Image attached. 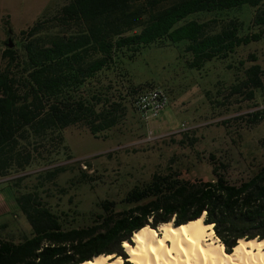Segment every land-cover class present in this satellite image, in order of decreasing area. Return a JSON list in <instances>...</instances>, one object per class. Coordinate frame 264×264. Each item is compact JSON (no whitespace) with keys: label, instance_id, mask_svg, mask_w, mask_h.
I'll list each match as a JSON object with an SVG mask.
<instances>
[{"label":"trees","instance_id":"16d2710c","mask_svg":"<svg viewBox=\"0 0 264 264\" xmlns=\"http://www.w3.org/2000/svg\"><path fill=\"white\" fill-rule=\"evenodd\" d=\"M243 4L256 9L255 30L243 34L236 18L218 31L213 29L216 18L186 20L192 13ZM262 4L264 0H69L49 19L21 30L27 39L18 49L6 45L0 54V179L18 206L0 221V264H80L101 254L127 258L122 244L131 242L136 230L169 221L180 225L202 215L227 252L241 238L264 239V164L236 182L228 178L226 164L213 161L214 155L209 156L210 179L186 178L176 168L154 172L119 201H99L101 212L81 226L64 227L62 217L74 210L54 211L43 197L47 190H40L67 170L60 162L72 159L64 142L66 127L82 126L98 138L122 122L127 105L144 86L127 79L128 90L120 88L122 58L132 59L156 41H185L191 68L225 60L241 45L264 39ZM53 29L57 31L45 34ZM240 86L262 88L258 64L245 70L233 92ZM247 96L252 98V90ZM259 115L255 112L252 121ZM260 143L264 147V138ZM32 169L40 170L28 173ZM30 177L36 182L21 185ZM118 204L125 206L117 210Z\"/></svg>","mask_w":264,"mask_h":264},{"label":"rangeland","instance_id":"374dc122","mask_svg":"<svg viewBox=\"0 0 264 264\" xmlns=\"http://www.w3.org/2000/svg\"><path fill=\"white\" fill-rule=\"evenodd\" d=\"M68 1L0 0V54L7 47L3 40L10 38V48L18 49L23 37L27 39L21 30H28L37 20L49 19ZM263 9L264 4L259 10ZM255 10L243 4L192 13L186 20L216 18L213 29L218 31L229 19L236 18L242 22L239 33L243 34L255 30L251 25ZM45 26L50 27V21ZM53 31L57 30L45 34ZM184 45L185 41H156L142 47L134 58H122L121 89L128 90L132 83L166 91L168 104L156 118L144 124L128 104L122 122L98 138L82 126L64 129V142L72 159L60 162L68 166L67 170L40 189L47 190L42 194L54 211L74 210L62 217L64 227L89 224L101 212L99 201H119L154 172L176 168L186 178L210 179L209 156L214 155L213 161L226 164L228 178L236 182L264 164L260 143L264 138V39L241 45L225 60L207 61L201 69L188 66L191 55L184 51ZM254 64L261 67L262 88L240 86L239 92H233L234 84L242 82L245 70ZM249 90L252 98L247 96ZM255 112H260V117L253 122ZM35 182L30 177L21 185ZM70 196L72 202L68 203ZM124 206L118 204L117 210Z\"/></svg>","mask_w":264,"mask_h":264},{"label":"bare ground","instance_id":"6f19581e","mask_svg":"<svg viewBox=\"0 0 264 264\" xmlns=\"http://www.w3.org/2000/svg\"><path fill=\"white\" fill-rule=\"evenodd\" d=\"M122 247L127 258L101 254L80 264H264V239L241 238L227 252L204 215L180 225H145Z\"/></svg>","mask_w":264,"mask_h":264},{"label":"built area","instance_id":"2783aa9c","mask_svg":"<svg viewBox=\"0 0 264 264\" xmlns=\"http://www.w3.org/2000/svg\"><path fill=\"white\" fill-rule=\"evenodd\" d=\"M167 104L166 91L152 85L139 89L132 99V106L144 124L156 118Z\"/></svg>","mask_w":264,"mask_h":264},{"label":"crops","instance_id":"0c3cea01","mask_svg":"<svg viewBox=\"0 0 264 264\" xmlns=\"http://www.w3.org/2000/svg\"><path fill=\"white\" fill-rule=\"evenodd\" d=\"M18 206L13 197L12 190L5 179H0V221L17 210Z\"/></svg>","mask_w":264,"mask_h":264},{"label":"water","instance_id":"95a60500","mask_svg":"<svg viewBox=\"0 0 264 264\" xmlns=\"http://www.w3.org/2000/svg\"><path fill=\"white\" fill-rule=\"evenodd\" d=\"M7 46L8 47H11L12 46V43H11V39L10 38H8V40H7ZM247 240H249V239H247Z\"/></svg>","mask_w":264,"mask_h":264},{"label":"flooded vegetation","instance_id":"af4514ba","mask_svg":"<svg viewBox=\"0 0 264 264\" xmlns=\"http://www.w3.org/2000/svg\"><path fill=\"white\" fill-rule=\"evenodd\" d=\"M2 42H3V44H6L7 43L5 40H3Z\"/></svg>","mask_w":264,"mask_h":264}]
</instances>
